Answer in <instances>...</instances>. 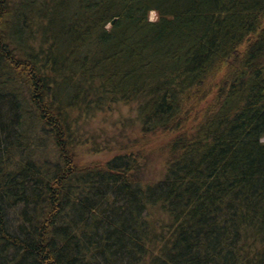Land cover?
<instances>
[{
  "label": "trees",
  "instance_id": "trees-1",
  "mask_svg": "<svg viewBox=\"0 0 264 264\" xmlns=\"http://www.w3.org/2000/svg\"><path fill=\"white\" fill-rule=\"evenodd\" d=\"M263 139L264 0H0V264H264Z\"/></svg>",
  "mask_w": 264,
  "mask_h": 264
},
{
  "label": "rangeland",
  "instance_id": "rangeland-1",
  "mask_svg": "<svg viewBox=\"0 0 264 264\" xmlns=\"http://www.w3.org/2000/svg\"><path fill=\"white\" fill-rule=\"evenodd\" d=\"M150 18L151 20H156L157 16L155 13H152ZM123 118L134 119L135 113L131 112L129 108H123L120 112H114L105 117L100 115L96 120H93L88 124V137L91 138V136L93 135L96 136V139L94 141L99 146L107 144V140L113 142V139L111 140V138H114L115 136L118 137L115 141L119 143V146L120 144H130L135 137L140 136V132L136 127H132L130 125L123 130H120L116 126H113L114 122L121 119L123 120ZM175 136L176 135L172 134H159L154 137L150 136L148 140H145L144 144L146 145L147 141V146L144 148L145 159H143L142 161L144 164V179L146 183L154 185L162 180L165 171V162L168 157L166 147L170 143L171 139H173ZM91 142L92 141H90L89 144H91ZM116 146L117 145H115L114 147L117 148ZM117 153L118 152L116 151L112 153H93L89 150V147L82 146L79 152V163L87 165L94 162H100L103 164L109 161Z\"/></svg>",
  "mask_w": 264,
  "mask_h": 264
}]
</instances>
